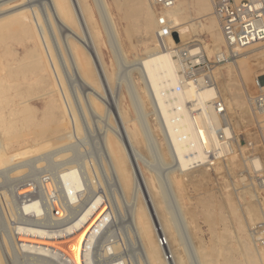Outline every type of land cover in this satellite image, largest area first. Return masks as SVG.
<instances>
[{
	"label": "rangeland",
	"instance_id": "374dc122",
	"mask_svg": "<svg viewBox=\"0 0 264 264\" xmlns=\"http://www.w3.org/2000/svg\"><path fill=\"white\" fill-rule=\"evenodd\" d=\"M23 1L24 0H0V3H3L2 6H0V11H5L6 8L9 10L10 7L12 9L13 5L20 4ZM26 1L34 4L33 6L36 9L37 15H40L44 10V7H42V2L44 0ZM140 1H145L146 5L149 6L151 12L155 14L156 22L158 9L151 4L150 0ZM83 2L90 9L91 18L89 19L90 25L93 24V27L91 26L92 34L95 33L93 35L95 39H93L95 47H97L96 50H98L99 65L106 73L105 75L107 79L112 81L109 82L110 86H108L106 78L104 76L103 78L100 77L98 71L95 72L96 68H94V62L92 63V53L91 55L90 53L88 54L90 51L86 50V52L83 48V53L85 52L83 55H87L85 58L89 60L87 66L91 63L89 69H93L91 74L94 73L95 75H91L88 82L91 88L97 89L99 94L101 93L102 95L101 98L95 100L97 105H102L101 108L99 106L97 107V113L91 114V112L87 110V113L89 114H85V116L81 113V108H79L80 103L78 102H80L81 99L82 103L86 104L88 99L87 93L89 90L85 89L76 78H69V76L64 73V87L66 88L64 89L68 93H66L67 97L69 99L71 98L70 104L72 105V112L70 107L69 111L66 108L68 107L66 102L65 104L64 102H60L62 99L60 98V94L56 91V85L58 83L60 84V82L53 81L52 75H50V71L47 67H44L42 73L43 77L41 79L37 78V74L39 73L29 70L32 57L31 54L25 55L24 51L29 46H32V44L34 45L37 43L36 38L32 35L34 34L32 30L34 28L32 27L28 33L33 37L29 36L30 38H27V34L18 31V29L10 23L11 18L6 21H0V145L3 147L0 157L2 158L9 154H16L20 149H23L24 151V148L30 149L32 146H35L36 148L37 146L42 145L43 142L48 143V149L44 147L46 151H44L45 149L43 148L41 149L42 151L40 150V152L36 153L26 152L28 155L24 154L23 158H20V161L22 160L23 164L26 165L19 167L21 170L18 169V172H15L16 169L8 171V169L12 168V163H10L9 166H0V243L2 237H11V227H14L20 220L13 211H15L14 209L18 208V206L20 207V203L25 200L22 199L23 196L18 198L17 195L18 191L23 187L31 188L32 190L29 193L30 196L35 198L34 200H36L39 207H42H40V209H45L46 207H50L49 204L55 198L51 197L50 202L48 203L47 198L45 197L46 193L44 192V185L51 181L63 168L73 164L80 172L83 170V172H85L86 169H90L92 173L89 172L92 174L91 177L93 176L92 179H94V181L104 178L105 175L101 176L104 174L102 173L101 164L102 158H104L102 142L106 132L110 131L113 125L115 126L118 121L117 119L119 118L117 116L116 105L114 106L113 104L120 103V107H122L124 112L127 111L126 115L130 117L128 118L130 121L128 123L126 122L125 126L127 125V128L130 127V129H132L133 124L136 123L138 127L137 134L139 133V135L137 138L140 139L137 143H134V146L143 156L144 162L140 161V165L143 169L145 178L149 183V186L148 184L147 186L152 191V194L154 192L153 196H155V194H163L161 197H164V200L160 196H158V198L164 201L161 200L164 208L167 210L168 217H170L171 222L173 221L172 224L174 228L175 226L177 228L176 231L178 233L176 232V235H180L178 236V239L181 237V240H178V243H181L180 241H182V245H178L179 252L181 253V246H183L182 252L184 251V253L182 255H187L188 258L189 253L192 250V245H195L196 247L194 248L196 250H201L203 252L208 251L207 254L211 261L210 264H224L223 262L229 257L230 260L234 261V264H252L253 259L255 260V264H264V252L260 253L261 249H264V245L261 246L262 243L258 240L259 232L264 230V188H259L254 177L256 174L254 172L255 170L258 171V174L264 175V156L262 159L253 158L250 161L243 160L245 157L239 156L236 144L234 143L237 139L242 140L246 137L252 136V134L249 133V129L253 125V118L250 111L248 96L257 90L255 86L256 81H258L260 85H264V43H257L246 47L240 50L239 54L234 58L215 64L213 73L215 81L219 85V93L225 102L227 112V118H224L228 120L233 129L232 138L234 141L230 143L232 152L223 159L215 161L213 164H203L201 165L202 167L199 166V168L197 167L189 170V172L180 174L171 171L174 162L171 158V154L166 151L165 144L167 134L164 131L165 127L163 124L161 125L162 121L159 120L157 109L153 104V96L151 97L152 93L149 90V85L136 65L138 59L145 56L147 49L149 47L151 48L153 45L150 42L144 43L138 32L130 34L126 33L125 31L129 26V22L123 18L121 10L114 6L112 3L113 0H106L111 18L114 22L115 30L118 34L120 48H122L121 52L123 51L121 54L117 53L114 46L111 45L98 9H95V0H83ZM207 2L211 4V10L209 9L204 12L195 13V10L197 9L193 5V0H186L185 4L190 8L188 9L186 6L184 11V21H188L190 18L195 19L192 21L194 25L191 26V30L182 34L183 41L180 47L183 48L190 45L200 46L204 58L212 61L214 60L217 51L215 48L219 46L218 50H223L224 42L214 43L211 36V30L205 25L211 15L214 17L212 14L211 0H207ZM39 9L43 10L40 11ZM199 22L201 24L195 26V24ZM95 24L97 28H95ZM193 27H196V30H194L195 28L193 29ZM155 30L156 23L154 38ZM15 31H18V35ZM15 33L17 36L14 38L16 39L13 38ZM18 38H20V41ZM96 44L98 46H96ZM155 44L157 45L156 41ZM215 45L217 46L213 47ZM18 57H21L22 59ZM174 59L176 58L174 57ZM234 59L237 60L235 61ZM233 60L235 61V66H241L244 61L250 62L252 66L247 80L245 79L241 85L238 84L235 86V91L238 92V99L241 103L237 105L232 104V108L229 101V93L226 94L221 89L220 83L223 81L228 82L229 80V82L234 81L235 76L233 75V71L229 73L226 71L227 64L231 63ZM239 66L238 68L241 69ZM12 72H14V74H12ZM20 74L21 77L19 78ZM92 77L97 80H94V78L92 80ZM95 83H97V85ZM42 85L44 86V89ZM136 92L142 97L143 110L136 101ZM74 100L76 101L74 102ZM50 102L55 105V108L52 111L53 117L51 119L45 112L46 106ZM39 105L41 107H39ZM64 105L66 107L62 109ZM69 112L70 114L76 112L73 115H76L77 117V122L80 127L79 131H76L74 126V116H70ZM62 121L66 122L65 126L61 125ZM146 121L149 126H145ZM222 121L223 117L220 118L219 124L224 126L221 124ZM36 126L43 129L44 132L38 137H33V131L38 128H35ZM72 126L74 127L72 128ZM50 131H52V133H50ZM66 133L67 136L65 137ZM44 134L47 135L45 136ZM164 137L165 142L163 139ZM155 140L157 143L154 142ZM33 142L35 143L33 144ZM56 144H59L60 146H57ZM54 145L55 148L52 147ZM61 148L65 149L61 150ZM59 149L61 151L58 154ZM159 154H162L163 156L162 161H160ZM254 160L259 162L257 167L253 164ZM92 168H95L96 170H93ZM95 174L97 176L100 175V178L98 179L99 176L97 177ZM168 180H170L169 182H171V184L168 183ZM52 185L55 186L53 183ZM156 185L158 188H156ZM144 191V189L141 190V201L143 203L145 202L149 216L152 217V213L154 214V207L152 211V208H150L146 201V192ZM112 192L116 193V189L112 188ZM55 201L57 200L55 199ZM162 204L157 205L158 210H161L163 207ZM51 208L54 210V207ZM127 213L128 211L125 209L123 214L116 219L115 223L111 226L112 228L108 233L109 236L107 239L108 241H115L118 243L119 250L121 249L120 255H122L125 264H135L140 255L137 243L131 234L132 230ZM42 215L40 216L41 219L44 217V215ZM260 226L262 230L259 228ZM165 234L166 235L163 234V237L166 238L167 236L170 245H172L171 247H173L175 242L171 237V232L166 230ZM108 241L104 243H107ZM246 247L255 255L253 256L250 253L249 255L248 252L245 254V251H247L245 249ZM1 248V251L3 252L1 255L2 258H4L3 264H39L38 262L33 261L29 256L21 253L15 244H11V246L9 244V247H7L8 250L5 247ZM210 248L211 250H214L210 252ZM225 249H229L232 252L228 253L230 251H226ZM256 250H258L260 254H258V257L260 258L256 257ZM226 254L228 258L224 257ZM193 257L194 256H189L188 261L190 258L194 260ZM209 259H207L208 261L205 264H209ZM236 259L239 260L237 261ZM192 260L189 262L197 264Z\"/></svg>",
	"mask_w": 264,
	"mask_h": 264
},
{
	"label": "bare ground",
	"instance_id": "6f19581e",
	"mask_svg": "<svg viewBox=\"0 0 264 264\" xmlns=\"http://www.w3.org/2000/svg\"><path fill=\"white\" fill-rule=\"evenodd\" d=\"M26 2L27 1L24 0L20 4L18 3L13 5L12 9L10 7L9 10H7L8 8H6L5 11L1 10L0 21H6L11 18L10 23L14 25L18 29V31L27 34V38L30 36L28 34L30 32V29L32 27L34 28L32 29L34 32V34L32 35L36 38L37 43L34 45L32 44V46H29L24 51L25 55L31 54L32 57L30 65L31 67L28 66L29 70L34 71L35 73H39L37 74V78L41 79L43 77L42 73L44 71V67H47L49 69V73L50 75H52L53 81L60 82V84H57L58 86L56 85V91L60 94V98L62 99L60 102H64V104L65 102L67 103L66 105L68 107L64 105L62 109L66 107L68 111L69 107L71 111L73 109L72 105L70 104L71 98L69 99L67 97L68 93L65 91L66 88L64 87V73L65 75L69 76V78H76V80L81 83L85 87V89L89 90L87 93L88 99L86 101V104H83L81 99L80 102H78L80 103L79 108H81V113L84 116L85 114H89L87 113V110L91 112V114L97 113V107L99 105L96 104L95 100L101 98L102 95L101 93L99 94L97 89L91 88L88 82L91 78V75L93 76L94 73L92 72L93 74H91V71L93 69H89L91 63L89 64L90 66H87L89 60L85 58V56L87 57V55H83L85 53H83V48L85 49V51H90L88 52V54L90 53L91 55L92 53V63L94 62V68H96L95 72L98 71L100 77L103 78L104 76L106 78L108 86H110L109 82L111 80L109 81V79H107L105 75L106 73L99 65L100 61L97 52L98 50H96L97 47H95L94 44L95 38L93 37L95 33L92 34L91 29V26L93 27L92 22V25H90L89 18H91V13L89 7L84 4L83 0H44L42 2V7H44V10L39 9L40 11H43L41 13L39 12L40 15H37L36 9L33 6L34 4ZM112 3L117 9L121 10L123 18H125L129 22V26L127 25L128 28H126L125 32L128 34L138 32L144 43L150 42L153 45L151 48L149 47L150 49H147L145 56L138 59L136 65L142 76H144L147 84L149 85V90L152 93L151 97L153 96L152 100L155 108L157 109L159 120L162 121L161 125L163 124L165 127L164 131L167 134L165 144L166 151L167 153L171 154V158L174 162L171 171L181 174L184 172H189V170L195 169L197 167L199 168V166L210 160L207 158V151L214 154L218 153V150L216 149H218V147H220L221 145L218 136V130L223 132L226 138L233 137L230 127H227L225 125L221 126L219 124L221 117L227 118V112L224 116H219L213 111L211 105L209 104V100L212 99L213 96L217 94V92L219 93V85L216 82L217 85L215 89H199L192 85L189 86L183 84L182 73H180L181 66L179 61L174 59L170 50L159 49V47L155 44V14L151 12L149 6L146 5L145 1L113 0ZM185 3L186 0H175L174 4L171 7L162 9L159 12L160 15L164 16L173 27V32L176 34V41H174L179 46L183 41L182 34L191 30V26L194 25L192 21L193 19H195L190 18L188 21H184V11L187 6ZM2 4L3 3H0V6H2ZM94 5H96L95 9H98L105 30L108 33L111 45L114 46L117 53H123V51L121 52L122 48H120L118 34L115 30L114 22L111 18L106 0H95ZM193 5L197 9H194L195 13L204 12L211 8V4L207 2V0H193ZM197 24L200 25L201 23H196L195 26ZM205 25L211 30V36L214 43L224 42L219 29L218 21L215 16L213 17L211 15ZM95 28H97L96 24ZM193 29L196 30V27H193ZM16 33L14 34L13 38L18 35V33L17 35ZM18 39L20 41V38ZM167 42L168 44H172V39L169 37L167 39ZM96 46L98 45L96 44ZM216 46L217 45L213 47ZM184 48L192 56H197V54H199L198 59H200L201 56L204 57L202 48L200 46L190 45ZM218 48L219 46L215 48L217 50L215 53V57L220 53V51H222L218 50ZM234 60L236 61L237 59ZM234 60L231 61V63L227 64L226 67V71H228V73L233 71V75L235 76V78L233 77L234 81L229 82V80L228 82L223 81L220 83L221 89L226 94L229 93L228 96L231 107L233 105L241 103L238 99V92L235 91V86L238 84L241 85V83L244 82L245 79L247 80L252 66L250 62L243 60L244 62L241 64V66L238 65L239 67H241V69H239L238 66L234 65ZM12 74H14V72H12ZM20 77L21 74L19 78ZM93 78L94 77H92V80ZM95 79L96 78H94V80ZM95 84L97 85V83ZM177 86H180V90H176ZM75 101L76 100H74V102ZM136 101L143 110L142 97L137 92ZM119 104H113L114 106L116 105L118 113V115H116L119 117L117 119L118 121L115 126H112V131L110 130L106 132L102 142L104 158H102L101 164L103 171L102 173L104 174L101 176L105 175L104 178L102 177L103 179H101L100 175H98V177L95 174L98 179H100L94 181V179H92L93 176L91 177L92 171L90 169L88 170L85 168V172H83L84 170L80 172L73 164V166H63L65 168H63L61 171L59 170L60 172L56 174V176H54L51 181L47 182L44 185V192L46 193L45 197L47 198L48 203L50 202L51 197H54L57 200H52L49 204L50 207H46L45 209H40L41 206H38L36 200H34L35 198L30 196L29 193L32 189L29 187H23L20 191H18L17 195L18 198L23 196L22 199L25 200L20 203V207L18 206V208L14 209L15 211H13V213L16 214V216L19 217L20 220L14 227H11V237H2V241L0 243V251L2 249L1 247H5L7 249V247H9V244L10 246L11 244H15L21 253L29 256L33 261L38 262L39 264H125L122 255H120L121 249L119 250L118 243L115 241H108L107 237L109 236L108 233L112 228L111 226L126 209L128 211V220L132 230V233H130L137 243L140 255L138 256L135 264H189V261L192 260V258H190L191 260L189 259L188 261L189 256H194V260L192 261L196 262L197 264H205L208 261V251L203 252L201 250H196L194 248L196 247L195 245H192V248L190 245L192 253L189 251L190 253L188 258L187 255H182L184 253V251L182 252L183 246H181L182 250L180 249L181 253L179 252L178 245H182V241H180L181 243H178V240H181V237L178 239V236L180 235H176L177 228L176 226L174 228L172 224L173 221H170V217H168V214L166 212L167 210L162 204L164 197L161 196L163 194H155V196H153L154 192L153 194L151 193L152 191L148 187L149 183L146 180L143 169L140 165V161L144 162L143 156L134 146V143H137V141L140 139L137 138V136L139 135V133L137 134L138 127L134 122L132 129H130V127L127 128V125L125 126L126 122L128 123L130 121V119H128L130 117L126 115L127 111H125V113ZM101 106L99 107L101 108ZM39 107L41 106L39 105ZM54 108L55 105L52 102H50L46 106L45 112L50 119L53 117L52 111ZM73 114H70V116ZM73 116L75 119V129L76 131H79L80 127L77 122V117L76 115ZM61 125L65 126L66 122L62 121ZM146 125L149 126L147 121L145 122V126ZM74 126H72V128ZM37 127L38 126H36L35 128ZM42 132H44V130L38 127L33 131V137H38ZM50 133H52V131H50ZM67 133L65 137L67 136ZM163 139L165 142V137ZM154 142H156V140ZM34 143L35 142H33V144ZM47 145L48 143L43 142L42 145L37 146L36 148L35 146L30 147V149L24 148V151L23 149H20L18 152H16V154H9L7 156H3L2 158L0 157V166L5 167L9 166L10 163H12V168L8 169V171L16 169L15 172H18L17 170L19 169V167L26 165L23 164L22 160L20 161V158H23V155L26 154V152H40V150L44 147L48 149ZM52 147L55 148V145ZM2 148L3 147H1L0 145V153H2ZM62 148L61 150L65 149ZM61 150L59 149L58 154ZM44 151H46V149ZM231 152L232 148L228 142H226L219 151L220 155H225L226 153L228 154ZM28 153L26 155H28ZM159 158L160 161L163 160L162 154H159ZM253 164L257 167L259 165V162L257 160H254ZM93 170L96 169L94 168ZM169 181L170 180H168V183L171 184V182ZM52 183L55 186H53ZM157 185L156 188H158ZM111 187L116 189V193L112 192ZM143 189L145 190L144 192H146V201L148 202L150 208H152V211L154 207V214L152 213V217L149 216V212L147 211L145 202L143 203L141 201L140 195L141 190ZM158 196L163 198V200L161 199V201ZM158 204L163 205L162 208L160 207L161 210L157 209ZM51 207H54V210H52ZM42 214L44 215V217L41 219L40 216ZM166 230H169L171 232V237L175 242V245L173 244L175 246H173L174 249L169 243V238H167V236L166 238L163 237V234L166 235ZM106 241L108 242L104 243ZM263 245L264 244H262L261 246ZM245 249L247 250L245 251V254L246 252H248V254L250 253L253 256L255 255L249 248L246 247ZM213 250L214 249L211 250L210 248V252ZM225 250L230 251L228 253L232 252L229 249ZM263 250L264 249H261L260 253H263ZM256 251V257H258L260 254L258 250ZM2 253L3 252L1 251L0 264H3L4 259L2 258ZM224 257H227V254ZM236 260L238 261L239 259ZM210 262L211 261L209 259L208 263L210 264ZM223 263L234 264V261L230 260L229 257ZM252 264H255L254 259L252 261Z\"/></svg>",
	"mask_w": 264,
	"mask_h": 264
},
{
	"label": "built area",
	"instance_id": "2783aa9c",
	"mask_svg": "<svg viewBox=\"0 0 264 264\" xmlns=\"http://www.w3.org/2000/svg\"><path fill=\"white\" fill-rule=\"evenodd\" d=\"M151 4L158 9L156 18L155 41L157 46L164 50H170L173 57L179 61L181 66L183 84L195 86L196 88H216L214 77L215 64L222 63L234 58L239 51L256 43H264V0H211L212 14L218 21L219 29L224 40L223 50L214 58L206 60L203 56L198 59L192 56L183 47L175 43L172 33L173 27L169 21L162 15L160 10L171 7L175 0H150ZM172 39V44H168L167 39ZM257 90L248 96L250 111L253 118V125L249 129L250 137L244 139L226 138L224 133L218 130L220 147L218 153L214 154L207 151V158L210 159L204 164H213L219 159H223L228 154L220 155L221 147L228 142L234 141L237 153L243 160L252 158L262 159L264 156V85L255 82ZM176 90H180V86ZM213 111L219 115L226 114L225 102L217 92L209 100ZM225 126L231 125L228 120L223 118L222 123ZM233 131V129H232ZM255 179L259 188H264V175L254 171ZM261 229V226L259 227ZM259 240L264 244V230L259 232Z\"/></svg>",
	"mask_w": 264,
	"mask_h": 264
},
{
	"label": "water",
	"instance_id": "95a60500",
	"mask_svg": "<svg viewBox=\"0 0 264 264\" xmlns=\"http://www.w3.org/2000/svg\"><path fill=\"white\" fill-rule=\"evenodd\" d=\"M172 37L176 41V34L174 32L172 33Z\"/></svg>",
	"mask_w": 264,
	"mask_h": 264
}]
</instances>
